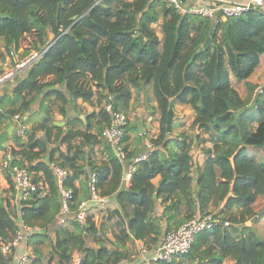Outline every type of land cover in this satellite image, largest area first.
<instances>
[{"label":"trees","instance_id":"trees-1","mask_svg":"<svg viewBox=\"0 0 264 264\" xmlns=\"http://www.w3.org/2000/svg\"><path fill=\"white\" fill-rule=\"evenodd\" d=\"M25 35L31 36V50L22 57L44 51L1 84L9 85L16 105L2 107L0 129L4 118L21 120L35 104L41 119L23 125L3 170L11 195L16 193L13 166L26 168L39 186L18 201L19 213L0 204V242L11 240L22 224L31 229L25 233L32 250L28 264H120L128 258L130 242L152 248L194 214L214 213L218 222L197 234L187 254L151 264H264V238L244 226L264 214L250 207L264 195V88L243 102L231 84L232 78L245 81L259 66L263 10L252 7L221 20L179 15L161 0H0V61L21 48ZM208 37L211 45L200 52ZM9 61L15 65L14 57ZM146 87L156 103L149 110L158 115V131L149 139L154 149L134 163L126 186L124 172L146 151L145 135L127 121V159L120 161L100 138L110 121L103 105L110 98L115 110L127 114L132 91L143 92L147 100ZM176 104L192 111L194 137L180 132L173 139L172 129L167 132L168 112L173 119ZM235 111L238 133L231 137L219 126ZM132 131L142 143L136 151L128 150ZM194 141L209 146L201 147L204 159L192 176ZM51 164L66 170L63 186L73 193L64 224L58 220L61 198ZM90 174L99 196L117 205L100 224L91 215L84 223L74 216L80 184L89 192ZM89 238L95 247L87 245ZM46 242L50 249L43 254L39 246ZM14 253L0 251V264H12Z\"/></svg>","mask_w":264,"mask_h":264},{"label":"built area","instance_id":"built-area-1","mask_svg":"<svg viewBox=\"0 0 264 264\" xmlns=\"http://www.w3.org/2000/svg\"><path fill=\"white\" fill-rule=\"evenodd\" d=\"M161 1L172 7L179 15H197L207 19L214 18L217 15H219V19L221 20L228 17H236L252 7L259 8L264 11V0H199L189 6H185L181 0ZM0 48L2 49L1 43ZM43 51L44 50L32 51L27 56L16 60L14 66L0 75V84L9 80L14 74L21 72L34 63L38 58H40ZM16 53L17 52L15 51H10L6 58L11 56L15 57ZM103 107L108 113L110 121L109 124L101 131L100 138L114 150L116 157L120 161H124L127 159V154L124 150L123 128L127 124L129 117L124 112L115 110L110 102V98L104 102ZM14 119L19 121L17 116H15ZM23 132L24 126L21 125L18 128L17 135L21 136L23 135ZM144 145L146 147V151L127 164L123 176L125 183H128L131 179V175L135 170L134 163L145 160L154 149L149 139L145 141ZM9 158L10 154L7 153L4 165H6L7 159ZM51 168L53 170L61 198L58 220L59 223L64 224L66 217L72 213L69 208V204L73 200V193L71 189L63 186L67 176L66 170L53 164H51ZM11 174L18 201L26 200L39 186V184L32 180V176L26 168L13 166L11 168ZM88 183L89 196L87 199L82 200L77 204V209L74 214L75 219L80 223H84L89 206L103 201V198L99 196L98 191L95 188L94 174H90ZM217 222L218 219L215 217L214 213H208L202 216L196 213L177 229L164 233L156 246L148 248L145 244H143V242L138 243L137 248L133 250V255L140 258L141 264L171 262L187 254L197 234L205 229L211 228ZM227 225L228 222H224V226ZM30 231V228L20 224L11 240L8 242H0V251L3 255H7L15 250L12 264H28L30 258L32 257V250L29 246H27L25 237V233Z\"/></svg>","mask_w":264,"mask_h":264},{"label":"crops","instance_id":"crops-1","mask_svg":"<svg viewBox=\"0 0 264 264\" xmlns=\"http://www.w3.org/2000/svg\"><path fill=\"white\" fill-rule=\"evenodd\" d=\"M197 1H199V0H184L183 3L185 6H189L193 3H196ZM0 43H1V41H0ZM4 65H7V64L4 63ZM10 66L12 67V65H10ZM4 71H6L5 66H4ZM260 73H264V54L260 57L259 66L254 70V72L245 81H241V82H244L246 85L247 84L253 85L252 82L254 81L255 78L257 79V77ZM9 88H10L9 85H1L0 84V111H1L2 107H4L5 105L8 107H14L16 105V100H14L11 97L10 92H9ZM4 93H7V94L4 97H2L4 95ZM153 103L155 104V102H153ZM155 106H156V104L152 105L151 107H155ZM37 107H38L37 104L33 105L32 106V113L26 114L21 120H19L23 123V125L25 127H30L31 125H33V122H34V124H36L38 121H40L41 116L38 115L36 112ZM142 111H144V110L140 109L139 111H137L139 113L136 115V117L134 119L130 118L129 123H130V125L136 124L137 129L140 131V133L145 135V137L142 139L143 143H145V141H147L149 138L155 137V135L157 134V131H158L159 123H158V119H155V121H154L155 123H152L150 121V127H148V125H147V117L148 116H144ZM234 113H237V111H235ZM155 115H157V113H155ZM139 116H140L141 120H139ZM13 120H15V119L14 118H12V119L4 118V124H3L2 128L0 129V132L3 131L6 127H8ZM192 120H193V113L191 116V122H192ZM234 125H235V123H234ZM133 133H134V131L130 132V138H129L128 143H127L129 151H132V150L136 151L137 149L139 150V149H141V146H142V143H139V144L136 143V139H135L136 137L135 136H137V139L140 140L139 134L137 132H136V134H133ZM233 134L237 135L235 132ZM14 142H15V139L13 137H9L7 142H6V148L0 147V204H3L5 207L8 206L9 209L13 213H15V211H16V213H19L17 196H16V194L11 195V193L9 191V184H8V181L4 177V170H3L4 162L6 159V154L8 153L9 148L14 147ZM200 164L201 163H199V165ZM197 166L198 165H195L193 167L192 176L195 175V171H196ZM12 180H13V177H12ZM157 182H158V178H155L153 180V183L156 184ZM125 185L128 186L129 182L125 183ZM80 189H81V192L79 194V196H81L80 201L87 199L89 196V192H87L86 189L83 188L82 184H80ZM7 193H8V195H7ZM83 196H85L84 199L82 198ZM116 207H117V205H116L113 198H111V197H107V198L105 197L104 198L103 197V201L98 202L95 205L88 207L87 216L91 215L93 217V220H95L96 223L100 224L102 222L103 218L105 217L106 212L109 210H112ZM250 207H251L252 211L255 213H260V212L264 213V195H258L256 197V199L254 200V202L250 205ZM156 211H157V214H160L162 212V208L158 205ZM98 219H99V222H98ZM244 226L252 227L258 237L264 238V214L262 216H256L253 219L246 221L244 223ZM91 240H92V238H91ZM140 242H141L140 240H134L127 245V249H128V253H129L128 258L123 260L120 264H138V263H141L140 258L138 256L134 257V255H133V253H134L133 250H135L137 248V244ZM89 246L93 247L94 243L90 244ZM223 264H233V262L227 260Z\"/></svg>","mask_w":264,"mask_h":264},{"label":"rangeland","instance_id":"rangeland-1","mask_svg":"<svg viewBox=\"0 0 264 264\" xmlns=\"http://www.w3.org/2000/svg\"><path fill=\"white\" fill-rule=\"evenodd\" d=\"M155 31L158 33L159 32V27L155 26ZM31 39V36L29 35H25L22 40H21V48L17 51L16 55H15V60H19L22 56L23 53L26 49L29 48V41ZM29 50H31L29 48ZM28 50V51H29ZM33 51V50H32ZM31 51V52H32ZM0 67H1V72L0 75L3 74L4 72L8 71V69H10V61L9 58L4 59L3 61H0ZM4 63H6L7 65H4ZM260 64V63H259ZM4 66L6 67V71H4ZM264 73H260L257 77V79L255 78L253 83V87H248L244 82L241 81H236L235 79H231V84L233 89L235 90L238 98L241 101H248L249 99L254 98L257 95H260V91L262 90L263 86H264ZM146 94H147V100L145 99V95L143 92H141L140 94H137L135 90L132 91V97L130 99V103H129V107L126 109L127 110V115L130 118L134 119L136 117V115L139 113L137 111L144 110L142 111L144 116H148L147 117V125L148 127H150V121L152 123H155V119H158L157 115H155L154 112L150 111L149 108L152 105H155L150 98H151V93H150V87H146ZM86 109L89 111L91 110V108L89 106L86 105ZM139 109V110H138ZM173 112H174V118L172 119V124H171V136L174 138H177L178 134L180 132H184L186 135H189L191 137H194L193 135H195L196 130L192 129L190 127L191 125V116H192V111L190 110V108L187 105L184 104H176L173 107ZM238 113V111H237ZM126 114V113H125ZM238 115V114H237ZM55 120L57 121H62V118L56 114L55 116ZM140 117V116H139ZM236 118V114L234 113L233 117L220 122V126H219V130L221 132H229L230 136H235L233 133L235 132L236 134L238 133V129L237 127L234 125V121ZM151 119V120H150ZM34 124V122H33ZM150 129V128H149ZM133 134H136V132L134 131ZM136 138V143L139 144V140L137 139V136H135ZM207 135H201V138H207ZM150 139V138H149ZM194 147L192 149V158H193V167L195 165H199V163H202L204 157L202 156V152H201V147H208L209 144L208 143H199L198 141H194ZM264 152V148L262 150ZM11 193V192H10ZM8 195V193H7ZM99 222V219H98ZM142 242V241H141ZM93 239L91 240V238L88 239L87 241V245L89 246L90 244H93ZM144 244V243H143ZM95 247V244L94 246ZM39 248L41 249V252L43 254H46L50 247L47 244V242L43 245H40ZM135 257V256H134ZM77 260V259H75Z\"/></svg>","mask_w":264,"mask_h":264},{"label":"water","instance_id":"water-1","mask_svg":"<svg viewBox=\"0 0 264 264\" xmlns=\"http://www.w3.org/2000/svg\"><path fill=\"white\" fill-rule=\"evenodd\" d=\"M181 1L183 2L184 0H181ZM211 43H212L211 38L210 37L206 38L205 42L200 47L199 51L203 52V51L207 50L209 48V46L211 45ZM263 88H264V86H263ZM0 113H1V111H0ZM171 124H172V111L169 110L168 118H167V124H166L167 132L170 131ZM21 125H23V123L21 121L13 120L8 127H6L3 131L0 132V147L6 148V142H7L9 137H13L14 139L18 138L17 131ZM193 187H194V192H197L198 187H197L196 182L194 183Z\"/></svg>","mask_w":264,"mask_h":264}]
</instances>
